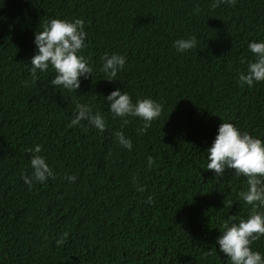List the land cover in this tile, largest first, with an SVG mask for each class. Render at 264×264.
<instances>
[{"label":"trees","instance_id":"1","mask_svg":"<svg viewBox=\"0 0 264 264\" xmlns=\"http://www.w3.org/2000/svg\"><path fill=\"white\" fill-rule=\"evenodd\" d=\"M213 2L0 0V264H232L217 238L225 220L247 219V180L231 169L216 177L206 149L222 122L264 141V81L238 83L256 59L249 43L264 42V0ZM52 18L84 20L93 72L76 92L50 84L51 66L30 73L34 34ZM193 35L195 49L173 46ZM105 52L126 58L114 81L100 70ZM113 88L163 105L146 133L136 117L121 127L104 98ZM77 103L106 130L69 127ZM36 145L55 176L29 187ZM251 248L264 256V236Z\"/></svg>","mask_w":264,"mask_h":264},{"label":"clouds","instance_id":"2","mask_svg":"<svg viewBox=\"0 0 264 264\" xmlns=\"http://www.w3.org/2000/svg\"><path fill=\"white\" fill-rule=\"evenodd\" d=\"M221 3L234 6L236 0H214L212 7L216 8ZM199 12V9H196ZM40 31H36L30 49L36 53L30 60V73L33 80L38 79L37 72H46L51 66L55 77L50 81L52 86L63 87L69 92L80 88L83 77L87 79L93 72L90 58L82 54L86 47L85 39L87 33L84 30V20L52 18L45 20ZM197 37L181 38L174 41L173 46L178 52H186L197 47ZM256 59L249 62L246 72L238 74V83L243 87H252L257 82L264 81V42H251L248 45ZM103 65L101 71L105 73L108 80L114 81L120 70L124 68L126 58L123 55L107 52L101 58ZM241 63H245L242 59ZM27 83V82H26ZM112 91L107 97L110 102V111L115 117L124 118L123 124L127 125L129 120L126 117H136L143 121L138 132L143 134L151 127L152 122L158 119L163 111V105L151 98L133 99L128 92L119 88ZM137 99V100H136ZM136 100L135 103L133 101ZM77 114L69 123V127L79 126L82 121L103 132L106 130L105 118L100 112L93 113L88 104H76ZM115 137L124 148L132 149L131 139L125 137L123 132L117 131ZM31 152L30 165L33 169L31 177L24 175V182L31 187L33 180L46 182L54 178L55 174L47 164L46 158L42 155V148L36 145L35 148L27 149ZM207 169L212 170L216 177H223L226 170H234L235 175L246 177L247 190L239 192L243 201L251 206L247 219H240L238 223L230 222L233 217L225 220L221 227L223 232L217 238L219 249L232 262V264H264V256L260 252L253 251L251 244L264 236V141L250 135L248 132H241L233 123L222 122L218 127V133L212 145L206 149ZM153 157H148V166L153 165ZM70 182H75L77 177L71 175L66 177ZM138 178L133 177L136 181ZM137 191L143 192V186H138ZM151 204L152 197L147 198ZM68 233L65 232L56 243L63 245Z\"/></svg>","mask_w":264,"mask_h":264}]
</instances>
